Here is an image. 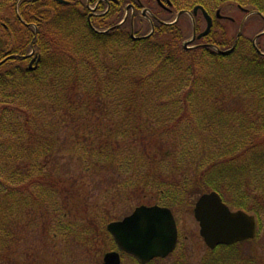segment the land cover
Returning <instances> with one entry per match:
<instances>
[{"label": "trees", "instance_id": "16d2710c", "mask_svg": "<svg viewBox=\"0 0 264 264\" xmlns=\"http://www.w3.org/2000/svg\"><path fill=\"white\" fill-rule=\"evenodd\" d=\"M67 1L0 0V264L26 220L51 217V232L86 247L106 232L110 218L100 207L81 223L65 212L66 182L68 202L86 182L79 188L73 175H56L61 129L63 152L109 178L107 198L148 197L173 208L217 192L256 216L263 233L264 56L243 34L236 45L237 36L218 41L216 18L210 34L185 49L180 23H165L153 0ZM170 2L177 13L234 3L264 21V0ZM130 4L136 12L119 25ZM141 10L152 12V24L137 36ZM234 46L227 56L214 49ZM86 202L110 203L96 194Z\"/></svg>", "mask_w": 264, "mask_h": 264}, {"label": "rangeland", "instance_id": "374dc122", "mask_svg": "<svg viewBox=\"0 0 264 264\" xmlns=\"http://www.w3.org/2000/svg\"><path fill=\"white\" fill-rule=\"evenodd\" d=\"M161 2L166 7H169L167 0H161ZM129 6H133V8L127 11ZM150 6L154 8L158 15H161L167 20L165 23L173 24L179 22L187 39L186 42L192 39L194 28L197 34H201L207 27V22L201 12L194 18L188 14H183L177 21L179 12L166 10L157 0H153ZM124 8L125 11L122 17L124 19L136 12L134 4L125 5ZM90 10L95 13V7H90ZM247 11L251 12V10ZM217 12L218 10H214L209 14L213 18H216ZM247 14L234 3L224 5L221 9V15L226 18H232V21L228 19H217L219 22L218 28L213 31H215V37L218 41L223 42L227 40L230 45L232 39L238 36L241 23ZM139 15L145 21L140 22L137 26V36L150 31L148 22L150 17H152V12L149 10H141L139 11ZM261 17L259 15H253L245 21L241 34H243V38L246 41L252 42L258 34L264 32V21ZM4 37L1 33L0 38ZM257 45L261 50H264V35L259 38ZM29 57L31 62L37 58L34 52ZM36 61L32 64V67L36 66ZM30 65L31 63L29 67ZM231 102L232 106L236 104L234 101ZM67 131L70 134V129ZM65 136H67V132L65 129H61L59 132V138L61 140L56 148L61 151L60 156H58L60 163L58 169H56V175L65 180L73 175L75 178H78L80 184L81 181L86 182V187H83L84 189L82 188V184L78 186L82 188V191L74 195L75 197L73 199L70 197L72 199L70 202L67 199V190L70 189L69 180L62 189V195L66 199L62 205L65 207V212L68 210L67 213L71 216L70 219L81 223L82 220H85L82 218L86 214L96 213V207H100V210L104 209L106 214L109 215L108 226L111 222L120 221L130 215L141 205L153 206L158 204L155 202L151 203L148 197H137L134 201H126L123 197L121 199L120 197L115 198L113 195L107 198L104 192L110 187L109 178L97 177L95 171L90 173L83 171L76 155L71 152H63L65 149H62V147L66 144L63 140ZM95 194L98 199L106 198L110 203L86 204L91 203L86 201L91 197H95ZM201 196H198L192 202H176L174 207L171 208L178 224L181 246L174 254L156 264H264V232L259 234V229L255 239L230 245L229 247L232 248L225 250V252H222V250L216 251L217 248L212 250L205 244L200 234V225L194 216L196 203ZM230 209L236 211L232 208ZM50 219L51 217L36 218L32 222L26 220L22 226L18 227L15 240L9 244L8 248L10 249L4 255V264H103L104 255L116 249L113 238L108 233L107 226L106 232L94 234L99 240L95 243H90L86 247L73 238L67 239V237L61 235H55L54 231L51 232L50 227L53 226V222ZM70 219L68 218L69 221ZM29 222L31 223L29 224ZM122 264L138 263L133 258L124 256L122 258Z\"/></svg>", "mask_w": 264, "mask_h": 264}, {"label": "water", "instance_id": "95a60500", "mask_svg": "<svg viewBox=\"0 0 264 264\" xmlns=\"http://www.w3.org/2000/svg\"><path fill=\"white\" fill-rule=\"evenodd\" d=\"M58 2L65 5L69 3L66 0H58ZM158 2L168 10L172 6L170 0H167L169 7H166L161 0H158ZM130 8H133V6H129L127 11ZM200 12L207 22V27L201 34H197L194 28L193 38L184 44L185 49H191L190 45L196 40H201L210 34L213 28V17L202 6L195 7L192 12L182 11L177 15L178 21L183 14H188L194 18ZM244 12L248 11L244 10ZM253 15L262 16L256 11L248 12L241 23L238 38L241 35L245 21ZM217 18H225L221 15L220 10L217 12ZM154 31L155 29L152 27L151 33L145 38L151 37ZM262 35H264V32L255 37L253 46L259 54L264 55L257 46V40ZM132 38L140 39L134 35L133 29ZM214 48L223 56L230 55L235 50V46L227 51H221L217 47ZM36 60L32 61L31 69H35L32 64ZM194 215L201 228L200 234L210 249L252 240L257 235L256 217L241 210L232 211L217 192L203 194L196 203ZM107 230L112 235L120 251L135 257L143 264L155 258H166L175 250L178 241V229L172 211L158 205L137 207L131 215L123 220L110 223ZM104 264H121L119 253L106 254Z\"/></svg>", "mask_w": 264, "mask_h": 264}, {"label": "flooded vegetation", "instance_id": "af4514ba", "mask_svg": "<svg viewBox=\"0 0 264 264\" xmlns=\"http://www.w3.org/2000/svg\"><path fill=\"white\" fill-rule=\"evenodd\" d=\"M31 63V62H30ZM178 225V224H177ZM181 240H180V233H179V228H178V241H177V245H176V248H175V251L172 253V254H174L178 249H179V247L181 246V242H180ZM115 244V243H114ZM116 246V245H115ZM116 249H117V247H116ZM112 250V251H118V249L117 250ZM216 249V248H215ZM215 249H213V250H215ZM119 252V251H118ZM120 253V256H121V264H122V258L124 257V256H128V257H130V258H133L138 264H143L141 261H139V260H137L136 258H134V257H132V256H129V255H127V254H125V253H123V252H119ZM172 254H170L169 256H171ZM168 256V257H169ZM168 257H166V258H168ZM166 258H157V259H154V260H152V261H149V262H147L146 264H156V263H158L159 261H161V260H163V259H166Z\"/></svg>", "mask_w": 264, "mask_h": 264}, {"label": "bare ground", "instance_id": "6f19581e", "mask_svg": "<svg viewBox=\"0 0 264 264\" xmlns=\"http://www.w3.org/2000/svg\"><path fill=\"white\" fill-rule=\"evenodd\" d=\"M199 223V222H198Z\"/></svg>", "mask_w": 264, "mask_h": 264}]
</instances>
